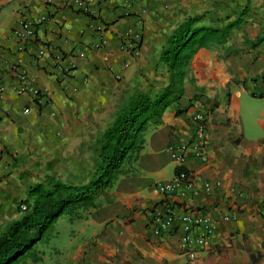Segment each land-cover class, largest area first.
I'll return each mask as SVG.
<instances>
[{"label":"crops","instance_id":"0c3cea01","mask_svg":"<svg viewBox=\"0 0 264 264\" xmlns=\"http://www.w3.org/2000/svg\"><path fill=\"white\" fill-rule=\"evenodd\" d=\"M84 1L80 9L66 0H0V227L21 216L17 203L45 175L89 179L99 163L95 141L119 101L134 88L154 95L167 84L159 54L181 22L197 17L196 26L219 28L243 20L224 43L193 54V81L146 135L138 173L117 180L112 201L91 213L59 216L36 244L40 260L20 264H264V0ZM26 19L40 22L34 38L20 41L15 30ZM15 65L48 89L49 103L15 93ZM197 111L206 115L207 160L189 150L194 187L162 194L156 183L176 168L166 147L195 135ZM169 204L229 217L194 261L181 255L178 231L152 232V211Z\"/></svg>","mask_w":264,"mask_h":264},{"label":"trees","instance_id":"16d2710c","mask_svg":"<svg viewBox=\"0 0 264 264\" xmlns=\"http://www.w3.org/2000/svg\"><path fill=\"white\" fill-rule=\"evenodd\" d=\"M197 19H185L164 43L159 62L165 66L167 84L161 91L151 95L134 88L119 101L112 120L95 141L99 163L89 179L73 184L56 175H45L27 189L26 197L17 203L21 216L0 227V264H20L27 259L37 262L40 252L36 244L49 238L59 216L73 220L91 213L112 201L117 180L138 173L146 135L162 123L167 106L183 96L185 83L193 81V54L200 47L224 43L243 20L236 17L226 26L212 28L196 26Z\"/></svg>","mask_w":264,"mask_h":264},{"label":"built area","instance_id":"2783aa9c","mask_svg":"<svg viewBox=\"0 0 264 264\" xmlns=\"http://www.w3.org/2000/svg\"><path fill=\"white\" fill-rule=\"evenodd\" d=\"M51 2V0H49ZM66 2L75 3L80 9L85 8L84 0H66ZM40 21L34 22L32 20H23L15 30V35L20 41H27L34 38L37 30V24ZM124 46L128 50H135L136 45L133 44L131 38L126 37ZM44 49L39 48L36 51L37 56L44 54ZM55 67L64 73L66 69L63 64L57 63ZM14 71L15 85L14 91L17 95H26L31 97L32 103L41 106L50 102V93L47 88H39L27 79V73L24 69L12 66L10 68ZM2 73L0 72V92L4 91V84L1 82ZM28 108L24 109V113H29ZM193 121L195 123V135L190 140L180 141L178 143H170L166 147V151L170 159L176 164L175 176L168 181H158L156 183L157 190L162 194H170L181 189H191L194 187L193 175L185 167V161L189 155V150L193 151V156L205 162L207 160V153L204 151V144L206 141V115L202 112H195L193 114ZM219 185L220 182H215ZM206 188H210L211 183L204 182ZM179 207V206H178ZM173 204L160 207L151 214V229L155 236L163 238L165 233L172 229L173 232L178 231V242L181 255L187 260L194 261L199 258L203 252L212 248L211 239L213 233L216 231L219 221L228 220V216H221L216 219L211 211L204 208L184 210L179 209ZM21 210H25L24 204L20 205Z\"/></svg>","mask_w":264,"mask_h":264},{"label":"rangeland","instance_id":"374dc122","mask_svg":"<svg viewBox=\"0 0 264 264\" xmlns=\"http://www.w3.org/2000/svg\"><path fill=\"white\" fill-rule=\"evenodd\" d=\"M62 217H64V215H62ZM3 226V225H2ZM53 230V228L51 229V231ZM39 242H43V241H39Z\"/></svg>","mask_w":264,"mask_h":264}]
</instances>
